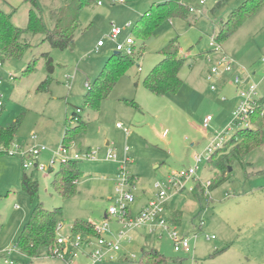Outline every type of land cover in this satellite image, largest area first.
<instances>
[{
	"label": "rangeland",
	"instance_id": "374dc122",
	"mask_svg": "<svg viewBox=\"0 0 264 264\" xmlns=\"http://www.w3.org/2000/svg\"><path fill=\"white\" fill-rule=\"evenodd\" d=\"M99 1L102 6L95 3L82 10L75 42L68 49H53L44 42L43 35H28L32 48L21 58L7 59L0 54L3 58L0 102L4 104L0 109V125L7 127L18 119L22 121L10 153L18 148L27 153L36 146L47 149L38 157L45 165L44 170L35 167L24 170L25 161L21 157L10 155L6 148L0 153V264H6V260L14 264H67L58 259L37 261L19 252L9 256L5 251L15 248L38 203L49 210L62 208L63 237L72 235V226L78 220L103 226L113 204L111 199L116 194L121 168L136 180L131 187L136 199L130 207L133 216L155 198L157 182L165 181L171 172L194 167L200 155L204 159L193 184L201 181L206 186L216 178L221 179L222 176L211 173L206 150L221 138L225 144L245 126L235 124L233 115L239 100L234 76L223 75L210 81L208 75L213 66L210 60L217 61L222 54L230 57L237 73L244 79L250 77L257 86V99L264 98V7L220 46L214 36L245 0H231L222 8H216L221 0H206L203 6L200 0H194L189 5L195 12L188 19L164 20L146 41L136 37L134 26L153 5L165 0ZM41 4L47 26L53 28L49 15H56L61 0H41ZM29 9L25 0H0V11L6 14L15 11L13 23L22 29L28 25ZM130 23L132 27H127ZM112 24L123 30L117 43L133 37L136 55L101 113L96 114L85 109L84 98L88 83H94L117 52V43L110 39ZM175 40L186 58L181 71L184 84L178 92L158 97L145 89L143 82L162 60L160 52ZM99 41L105 42L103 48H98ZM212 43L216 45L213 47ZM208 51H213L210 59L205 55ZM44 53H50L55 63L51 93L36 91L48 76ZM35 59L38 71L24 76L23 71ZM212 86L217 91H212ZM79 108V115L89 126L71 153L85 155L91 150L97 153V161L79 162L83 175L78 180V194L63 200L52 188L50 168L55 153L64 145L66 128L70 122L74 124V113ZM209 116L213 121L205 129L204 121ZM118 124L131 133L127 135L118 129ZM110 149L117 156L116 161L106 160ZM58 167V163L54 165L55 170ZM230 168L232 171L223 183L213 190L207 189L202 203L193 194L176 191L169 194L167 219L182 213L178 226L169 224L170 232L176 227L178 237L189 239L190 254L177 253L167 231L159 233V228L152 231L151 227L124 229L112 217L102 236L119 242L120 251L98 264H144V253L152 250L165 258L163 264H264V146L246 157L244 167L233 164ZM33 171L39 183L35 198L22 187L23 174ZM91 251L90 247L81 246L72 264H92L87 256Z\"/></svg>",
	"mask_w": 264,
	"mask_h": 264
},
{
	"label": "trees",
	"instance_id": "16d2710c",
	"mask_svg": "<svg viewBox=\"0 0 264 264\" xmlns=\"http://www.w3.org/2000/svg\"><path fill=\"white\" fill-rule=\"evenodd\" d=\"M192 1L194 0H186L185 2L165 0L162 3L153 5L134 26L136 37L146 41L164 20L173 18L188 19L190 13H192L189 5ZM230 1L221 0L216 8H222ZM98 2L99 0H61V6L55 13L56 15L53 17L49 15L53 26L50 29L43 14L44 9H42L41 0H25V3L30 5V9L28 25L23 29L13 23L15 11L12 14L0 11V54L7 59L21 58L27 50L32 48L28 41V35H43L44 42H48L53 49H68L75 42L82 10L92 4H98ZM263 7L264 0H245L222 23L219 33L214 36L217 44L221 46L226 42L249 18L257 14ZM212 52L205 53L206 57ZM160 54L162 60L143 82L145 89L158 97L176 93L182 88L184 82L181 78V71L186 63V58L181 55V48L177 40L171 42ZM135 55L129 56L122 53L114 55V59L106 64L94 83H88V91L84 98L85 109L96 114L101 113L103 104L109 99L120 77L134 63ZM44 57L47 61L48 76L38 86L37 93H49L54 82V60L50 53H44ZM37 71L38 59H35L23 71V75L29 76ZM127 103L133 107H138L135 102L128 100ZM79 111H81V108L74 113V124L70 122L66 128L64 136V146L66 147L74 145L80 135L88 129L89 123L81 118ZM21 125L22 121L20 119L7 127L0 125V147L11 148ZM262 146H264V98L256 101L255 112L251 117V126L239 129L208 160L211 173L215 176H222L221 179L217 180L216 178L208 189L213 190L223 183L228 178L229 169L233 164H240L244 167L246 157ZM2 152L0 151V153ZM24 170L27 169L24 168ZM50 173L53 174L52 188L63 200H70L77 196V181L83 175L79 162L71 161L61 164L57 170L50 169ZM34 175V171L31 174L25 172L22 177L23 191L32 198H35L39 192V183L35 180ZM191 194L202 203L203 197L206 196L205 187L197 185L196 190ZM61 215L62 208L49 210L42 203H38L16 242L15 247L19 253L31 259H56L54 252L59 249L57 241ZM171 221L178 226L182 219L178 215L174 216ZM71 231L73 234H80L94 239L102 237V234L97 231V225L90 221H76ZM153 257L156 260L152 262ZM165 262V258L156 250L145 252L142 260L144 264H163Z\"/></svg>",
	"mask_w": 264,
	"mask_h": 264
},
{
	"label": "built area",
	"instance_id": "2783aa9c",
	"mask_svg": "<svg viewBox=\"0 0 264 264\" xmlns=\"http://www.w3.org/2000/svg\"><path fill=\"white\" fill-rule=\"evenodd\" d=\"M200 4L203 6L206 4V0H200ZM102 1L98 2V6H102ZM191 12H195V9L191 8ZM127 27H132V24H128ZM123 35V30L118 28L115 24H112L110 39L117 43L120 37ZM216 43H212L214 47ZM105 42L99 41L98 48L104 47ZM116 51L122 54H126L129 56H133L136 54L135 48V40L133 37H128L126 41L122 44L117 43ZM211 56H207L210 59ZM3 61L2 56L0 55V63ZM213 64L212 69L209 72L208 79L212 81L214 78L222 77L223 75H232L234 76V83L238 85V93H239V101L238 104L233 111V115L235 118V124L243 125L244 128H249L251 126V117L255 112L256 101L257 99V86L251 83V78H242L239 73H236V66L234 61L228 57L227 55L222 54V56L217 61H211ZM142 71V68L139 69ZM14 77L13 75H10ZM212 91H217L216 86L211 87ZM1 97V96H0ZM4 104L0 102V109L3 108ZM80 112V111H79ZM213 121L211 116L207 117L204 121V128H210V124ZM118 129H122L125 131L127 135L131 132L123 128L122 124L117 125ZM35 140L37 136L33 137ZM222 138L218 142L212 143L206 150V155H208L209 159L212 155L221 147H223L224 143L222 142ZM73 145L70 147L62 146L60 150L55 153L54 160L52 161L51 168L54 169V165L58 163V166L64 163H68L71 161L80 162L82 160L89 161H97V153L93 151H88L85 155L72 154L71 149ZM12 148V147H11ZM10 148V149H11ZM4 148L0 147V151ZM10 149H6L7 153H10ZM44 151H47L45 147H38L31 149L27 153H21L20 148H18L15 152L10 153L12 156H19L25 162L23 167L25 169H29L31 167H35L40 170L45 169V165L41 164L38 160L40 154ZM203 155H200L196 159V163L194 167H190L188 169H183L180 171L171 172L167 179L162 182H157L155 184V198L149 200L147 204L138 212L137 216H133L131 213L130 207L136 202L135 196L131 191V187L135 184L134 178L127 176L124 172V169L121 168V173L119 174V183L116 188V194L112 197L111 201L113 204L108 209L107 212V221L106 223L98 227V233L102 234V232L108 230V221L113 217L116 218L117 222L124 229H132L138 230L143 229L145 227H151L152 231L159 228V233H163V231H167L170 234V238L173 241L174 249L177 253L190 254L192 252V247L190 241L186 237H178L177 228L175 227L172 232H170V226H176L171 222L170 219H167L166 207L167 201L169 199V194L172 191H176L179 193H187L191 194L196 190L197 185H202L201 181H197L198 184L194 185L193 182H196L195 179L200 170V164L203 162ZM117 156L113 154V151L110 149L107 157V161H116ZM208 159V160H209ZM211 183H208L206 186L203 183V187H205V191L207 194V189L210 187ZM229 196V195H227ZM155 224H157L155 228ZM203 226V223H201ZM62 226L58 225V241L57 244L59 249L54 252L56 259L63 260L67 264H72L73 260L77 257L76 250H78L81 246H88L91 248V252L87 254V256L91 259L92 264H98L99 262L105 261L108 258L112 259V254H116L120 251L119 242L116 244L113 240H107L103 236L97 239L91 237H84L80 234H73L68 237H63L61 235ZM162 235V234H161ZM124 236V235H123ZM120 236V239L123 238ZM94 246V247H93ZM14 252H19L16 247L9 248L5 251L7 255H12ZM6 264H14L13 261L6 260Z\"/></svg>",
	"mask_w": 264,
	"mask_h": 264
},
{
	"label": "crops",
	"instance_id": "0c3cea01",
	"mask_svg": "<svg viewBox=\"0 0 264 264\" xmlns=\"http://www.w3.org/2000/svg\"><path fill=\"white\" fill-rule=\"evenodd\" d=\"M101 48H103V47H101ZM236 69H237V67H236ZM236 73H237V70H236ZM49 93H51V90H50V92ZM239 101V100H238ZM238 104V103H237ZM235 110V109H234ZM75 144V143H74ZM74 146V145H73ZM108 146H109V144H108ZM90 151V150H89ZM136 182V180H134V183ZM77 185H78V181H77ZM147 204V203H146ZM145 206V205H144ZM143 208V207H142ZM182 213H176L175 214V216H178V215H180L181 216V219H182V215H181ZM41 261V260H49L48 258H43V259H37V261ZM54 260H57V259H54Z\"/></svg>",
	"mask_w": 264,
	"mask_h": 264
},
{
	"label": "water",
	"instance_id": "95a60500",
	"mask_svg": "<svg viewBox=\"0 0 264 264\" xmlns=\"http://www.w3.org/2000/svg\"><path fill=\"white\" fill-rule=\"evenodd\" d=\"M115 55H120V53L119 52H115ZM229 171H232V168H230Z\"/></svg>",
	"mask_w": 264,
	"mask_h": 264
}]
</instances>
